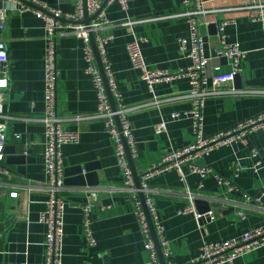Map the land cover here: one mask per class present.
Wrapping results in <instances>:
<instances>
[{"label": "crops", "instance_id": "1", "mask_svg": "<svg viewBox=\"0 0 264 264\" xmlns=\"http://www.w3.org/2000/svg\"><path fill=\"white\" fill-rule=\"evenodd\" d=\"M6 1L2 0L0 7ZM38 1L65 13H75L78 9L77 0ZM243 3L244 0H207L205 3L210 12L203 17L200 30L207 55H213L221 45V24L225 21L223 34L227 41L238 44L246 52L243 70L239 73L241 87L234 80L225 86L227 93L211 96L205 102L207 137L226 133L264 113V20L254 21L256 12L238 9ZM184 9L183 0H135L126 10L117 1H108L101 13L108 22L94 32L95 37L112 36L107 56L115 73L117 90L127 107L134 139L131 153L141 179L160 164L165 153L193 140L192 119L185 115L173 117L174 113L189 111L193 103L188 96L189 79L183 75L171 82L157 83L151 90L142 79L141 71L133 68L127 46L135 37L143 38L141 47L153 69L178 73L186 68L191 60L183 54L179 39L189 36L190 27L186 19L177 16ZM7 12L6 28L0 31V38L9 49V61L3 73L8 79L4 97L6 145H17L18 152L31 150L35 162L28 163L22 173L17 165L7 163L6 154V164L15 173L12 179L0 181V222L6 225L5 232L0 234V238L5 237L0 264H45L47 227L40 221L48 199L42 122L44 19L32 7ZM57 59L58 113L65 129L79 133L77 142L62 148L64 166L96 164L99 180L98 186L89 189L66 185L62 193L66 201L62 264H151L134 196L125 188L113 140L106 131L104 118L95 116L100 101L93 76L86 70L85 41L73 32L59 35ZM95 63L99 68L97 59ZM215 65L230 70L227 58H213L210 69ZM162 122L167 124L165 130L160 129ZM17 133L20 138L16 137ZM253 151H258L257 157H253ZM257 160L264 162V127L248 132L241 141L220 146L202 156L199 163L212 170L205 178L189 173L187 165L184 179L175 169L150 178L149 193L159 211L164 235L171 244L172 254L164 256L167 264H189L205 241L232 239L264 225V210L260 209L264 207V167L255 171ZM214 173L235 177L239 190L231 195L224 193ZM13 191L18 192V197L11 196ZM93 193L96 197L92 200L91 215L97 244L91 246L83 231V207L91 202ZM245 195L251 197V202L248 203ZM197 197L209 199L215 215L204 224L196 214L182 212ZM235 264H264V246L237 258Z\"/></svg>", "mask_w": 264, "mask_h": 264}, {"label": "built area", "instance_id": "2", "mask_svg": "<svg viewBox=\"0 0 264 264\" xmlns=\"http://www.w3.org/2000/svg\"><path fill=\"white\" fill-rule=\"evenodd\" d=\"M2 0H0L1 2ZM35 4L43 6L53 15L38 11V14L44 19V29L46 38L45 53V111L42 118L44 124V169H45V191L48 199L46 208L41 213L40 221L47 227L45 244L47 257L45 264H62V245L65 236V207L66 201L62 196L66 188L65 185V166L62 148L63 146L77 142L79 133L77 131L67 130L63 127L62 119L58 113V91H59V72L57 59V37L69 32L76 33L85 41V60L87 62V72L93 76L99 98V107L96 117L104 118L105 128L112 138L115 152L118 157L119 165L123 172L124 185L134 196V206L141 227L145 235V248L150 251L151 264H162L156 243L154 241L149 222L139 198L138 189L136 188L135 178L127 158L125 144L122 133L118 127L116 117L118 116L123 129V135L126 138L131 152L134 147V139L131 126L127 119V107L123 103L117 90V82L112 65L107 56V45L112 39L111 35L97 36L96 44L101 55L104 72L108 81L111 93L116 101L117 110L113 109L111 104L105 80L101 70L95 63L96 55L91 45L90 33L95 32L107 19L99 16L90 25L80 23L84 19V0H77L78 9L75 13H65L61 9L47 7L39 3L38 0H30ZM105 0H87V10L89 15L95 14L102 8ZM117 1L123 9H128L131 1L135 0H109ZM207 0H183L185 9L177 16L187 20L190 27L188 37H180L179 43L183 54L191 60V63L181 69L178 73L153 69L147 62L141 47L144 40L135 37L128 43L127 49L133 68L141 71V77L146 81L151 90L155 84L160 82H171L181 75L188 77L190 89L188 96L192 99V108L185 113H174V118L189 116L193 121V140L182 148L167 152L164 154L160 164L147 171L141 179L140 190L144 192L145 203L149 209L152 221L154 223L159 243L165 257L172 254L170 241L164 235V226L160 220L159 211L154 204L149 189V180L155 174L163 173L171 169L177 170L182 179L186 177L184 166L189 167V173H196L202 178L211 174L212 170L199 163L202 156L208 155L214 149L231 145L233 142L244 139L248 132L258 130L264 127V113L255 118L247 119L238 124L234 129L226 133H218L212 137L204 134V105L206 100L211 96L221 95L228 92L225 88L235 80V76L243 70V59L246 52L236 43L227 41L223 31L227 22L221 24L222 40L221 45L217 47L213 55H207L206 42L201 33L200 26L205 14L210 12L206 9ZM7 3L0 7V31L4 30L7 25L8 9L26 11L31 9L30 6L18 1L8 0ZM238 9L256 12L253 17L254 21L264 20V0H244V3ZM65 18L68 22L59 19ZM101 18L100 21H98ZM213 58H227L230 70H225L222 65H215L210 69V63ZM9 61V49L5 41L0 38V181L4 178L12 179L14 171L6 164L5 146L7 142L6 131L8 129L6 115L4 114V97L5 89L8 87V79L3 76ZM167 127L166 122L160 125L161 130ZM20 138V134H16ZM28 149L26 150V153ZM253 157L258 156V151L252 152ZM264 167V162L257 160L254 170ZM236 173L235 176H237ZM218 183L221 184L224 193L231 195L239 190L235 183V177H223L214 173ZM12 197H18V192L13 191ZM248 203L251 197L245 195ZM95 193L92 194L90 203L83 207V231L84 235L91 246L97 244V239L93 231L92 218V200H95ZM191 201L192 194L189 193ZM264 210V207H260ZM182 212L194 213L201 219L209 215L211 219L215 217L213 211L201 215L195 209L194 203L186 207ZM244 216V211L240 212ZM264 246V225L245 231L238 237L223 241H205L199 250V254L191 260L189 264H235L237 258L251 254Z\"/></svg>", "mask_w": 264, "mask_h": 264}, {"label": "water", "instance_id": "3", "mask_svg": "<svg viewBox=\"0 0 264 264\" xmlns=\"http://www.w3.org/2000/svg\"><path fill=\"white\" fill-rule=\"evenodd\" d=\"M18 1L32 7L33 9L44 12L46 14L53 15L50 11L45 9L43 6L35 4L34 2H32L30 0H18ZM108 1L109 0H105L102 8L99 9L95 14L89 15L88 10H87V0H84V19L81 20L80 23L85 24V25H90L94 20H97L99 18V16L101 15L103 8L108 3ZM59 19L62 21L68 22L65 18L59 17ZM214 26L215 25H213V27ZM90 38H91V44H92L94 51H95L96 59H97L98 64H99V68H100V70L103 74L104 80H105V85L107 87V92H108L111 104L113 106V109L117 110L116 101H115V99L111 93V90L109 88L108 81H107V78H106V75L104 72V67L102 64L101 55H100L98 48H97L94 32L90 33ZM235 83H236V86L238 85L239 87H241L240 74H237L235 76ZM116 120L118 123V127L122 133V138H123V141L125 144L127 158H128L129 163H130L131 169L133 171V175H134L135 183H136V188L138 189V194H139L140 199L142 201L143 208L145 210V213H146V216H147V219L149 222V226H150L154 241L156 243L158 254L160 256L162 264H167L166 259L163 255V252H162V247L159 243V239H158L156 229H155L154 223L152 221L149 209L147 208L146 203H145L144 192L140 190V188H141V176L138 174V172L136 170L135 161H134V158L132 156L131 149H130L129 145L127 144L126 138L123 135V129H122L121 122H120V119L118 116L116 117ZM4 151L7 154V163L9 165H17L19 172H22V173L25 172L26 165L28 163L35 162V159L32 157V151L31 150H28V152H27L28 154L23 153L22 151L18 152L19 149H18L17 145H15V144L14 145H6ZM96 170H97L96 164H93V163L67 167V168H65V185L82 187L83 189L94 188V187L98 186V184H99V180L97 178ZM194 203H195V206L197 208L196 210H197L198 214L204 215V214H207L209 211L212 210L210 207V200L209 199L197 197L195 199ZM210 220H211V217L209 215H206V216H203L201 219H199V222L201 224H204ZM5 230H6V225L4 223L0 222V234L4 233ZM4 240H5L4 236L0 238V250H2V248H3Z\"/></svg>", "mask_w": 264, "mask_h": 264}]
</instances>
